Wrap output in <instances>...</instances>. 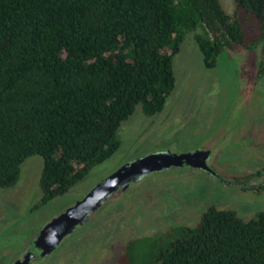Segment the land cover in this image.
Returning <instances> with one entry per match:
<instances>
[{
  "label": "trees",
  "instance_id": "trees-1",
  "mask_svg": "<svg viewBox=\"0 0 264 264\" xmlns=\"http://www.w3.org/2000/svg\"><path fill=\"white\" fill-rule=\"evenodd\" d=\"M235 2L230 15L220 0H0V188L40 156L38 207L111 159L138 108H166L190 34L210 70L264 48V0ZM119 264H264V212L211 206L195 227L129 241Z\"/></svg>",
  "mask_w": 264,
  "mask_h": 264
},
{
  "label": "rangeland",
  "instance_id": "rangeland-1",
  "mask_svg": "<svg viewBox=\"0 0 264 264\" xmlns=\"http://www.w3.org/2000/svg\"><path fill=\"white\" fill-rule=\"evenodd\" d=\"M220 1L235 13V0ZM174 70L176 88L164 111L146 117L138 108L119 132L120 150L69 193L35 207L43 199L40 156L25 161L16 186L0 188V264H13L29 250L36 251L32 264H119L129 241L195 227L211 206L236 211L246 221L264 212V177L257 175L264 171V48H237L210 70L190 34ZM209 148L210 166L223 181L189 166L152 173L111 199L53 256L38 254L34 241L45 224L124 165L166 150Z\"/></svg>",
  "mask_w": 264,
  "mask_h": 264
},
{
  "label": "water",
  "instance_id": "water-1",
  "mask_svg": "<svg viewBox=\"0 0 264 264\" xmlns=\"http://www.w3.org/2000/svg\"><path fill=\"white\" fill-rule=\"evenodd\" d=\"M210 154V151L202 150L183 154L163 151L145 155L124 165L94 187L82 200L43 227L36 241L41 257L53 253L66 237L73 235L77 227L87 224L92 216L117 194L127 192L132 185L140 183L152 173L163 172L173 167L183 168L187 165L216 175L208 165Z\"/></svg>",
  "mask_w": 264,
  "mask_h": 264
},
{
  "label": "flooded vegetation",
  "instance_id": "flooded-vegetation-1",
  "mask_svg": "<svg viewBox=\"0 0 264 264\" xmlns=\"http://www.w3.org/2000/svg\"><path fill=\"white\" fill-rule=\"evenodd\" d=\"M250 53V52H249ZM197 150H201V149H197ZM197 150H193V151H189V152H194V151H197ZM166 151H170V150H166ZM202 151H210V158L208 159V165H209V167H211L210 166V161H211V159L213 158V156H214V152H213V150L211 149V148H209L208 150H202ZM171 152V151H170ZM189 152H186V153H189ZM173 153V152H172ZM177 154V153H176ZM181 154H183V153H181ZM185 166H187V165H185ZM174 168V167H173ZM191 168V167H190ZM212 168V167H211ZM194 169V168H193ZM213 169V168H212ZM196 170H199V169H196ZM214 170V169H213ZM202 172H205V173H209V174H211L210 172H207V171H203V170H201ZM215 171V170H214ZM216 172V175H212L211 174V176L212 177H214V178H217V179H220V180H222L223 178L218 174V172L217 171H215ZM223 181V180H222ZM57 217V216H56ZM49 223V222H48ZM47 223V224H48ZM89 223V222H88ZM87 223V224H88ZM87 224H85V225H87ZM46 225V224H45ZM84 225V226H85ZM80 227H83V226H80ZM80 227H77L78 229L80 228ZM77 228H76V230L74 231V233H73V235L76 233V231H77ZM43 229V228H42ZM40 234V233H39ZM39 234H38V237H39ZM73 235H71V236H69V237H66L60 244H59V246H61V244L66 240V239H68V238H70V237H72ZM38 237H36L35 238V241H34V245H35V247H36V241H37V239H38ZM59 246L57 247V249L59 248ZM57 249L53 252V253H51L49 256H47V257H42V258H50L51 256H53L54 255V253L57 251ZM36 250H37V252H38V254H41L40 253V251L37 249V247H36ZM36 252V251H35ZM35 252H33V251H25L22 255H20V257H18V259H16L14 262H13V264H32L33 263V260L36 258V256H35Z\"/></svg>",
  "mask_w": 264,
  "mask_h": 264
}]
</instances>
